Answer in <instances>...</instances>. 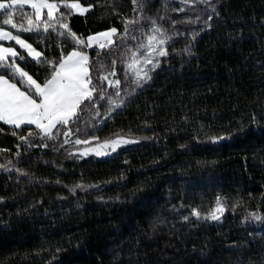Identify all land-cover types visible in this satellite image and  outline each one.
<instances>
[{
	"label": "trees",
	"instance_id": "16d2710c",
	"mask_svg": "<svg viewBox=\"0 0 264 264\" xmlns=\"http://www.w3.org/2000/svg\"><path fill=\"white\" fill-rule=\"evenodd\" d=\"M80 2L93 8L68 22L82 38L123 31L121 17L137 15L132 0ZM211 2L219 16L203 4L145 0L143 30L149 17L167 29L168 57L136 92L122 83L129 94L121 92L126 103L111 119L102 100L103 123L87 112L69 125V144L61 133L47 148L28 147L0 121V164L12 161L0 168V264H264V222L245 220L264 214V0ZM196 16L198 23L183 22ZM22 36L48 59L59 57L58 44L65 53L73 46L55 32ZM114 58L101 61L106 71ZM19 63L40 82L47 75L34 60ZM116 71L123 81L119 62ZM77 128L81 140L120 130L140 139L107 158H80L70 154ZM77 184L85 187L71 191ZM217 198L225 206L219 221L192 216L208 215Z\"/></svg>",
	"mask_w": 264,
	"mask_h": 264
},
{
	"label": "snow or ice",
	"instance_id": "6c2138e0",
	"mask_svg": "<svg viewBox=\"0 0 264 264\" xmlns=\"http://www.w3.org/2000/svg\"><path fill=\"white\" fill-rule=\"evenodd\" d=\"M181 3L192 6L206 5L207 9L219 16L216 5L211 0H181ZM132 4L135 6L133 11L137 15L131 18L121 17L123 31L112 26L82 38L72 30L68 17L73 14L88 13L93 8L91 4L85 6L80 0H0V15L4 17L0 21V41H14L25 53L22 54L16 47L5 46L0 42V121L12 126L13 136H18V139L28 147L47 148L49 146L47 141L56 142L62 133L63 143L69 144V137L73 135L69 125L79 122L82 114L91 112L92 118L98 123H103L99 110L100 101L107 100L108 107L103 117L108 119H111L115 111L126 103L121 92H124L125 96L129 92L121 88L122 83L128 84L130 92L134 93L153 79V74L162 64L161 58L169 55V42L172 41L173 36L169 35L167 29L152 17L148 18L150 27L145 33L142 23L145 19L143 16L145 0H132ZM24 6H30L31 12L20 11ZM61 7H64L66 12H61ZM177 10L183 11V9ZM17 15L20 17V23L14 20V16ZM212 19L213 16L210 14L203 21L206 28H211L209 21ZM199 21L200 16H196L194 19L188 17L183 22L198 23ZM170 22L173 25L177 24L175 20ZM137 31L141 34L139 38L134 35ZM50 32L68 38L73 45L71 50L65 53L63 44H58L59 57L48 59L22 36V33L40 36L41 33ZM196 36L197 33L193 32L192 39H196ZM141 39L146 42H140ZM129 40H136L137 44L129 46ZM89 49L96 52L95 61L90 57ZM184 51L190 50L186 47ZM26 56L37 64L45 65L44 70L47 75L42 82L25 71L21 63L17 62L19 60L27 63ZM105 57H115L110 61L111 71H106L105 64L101 62ZM118 62L124 69L123 81L117 78ZM94 71L98 75L94 76ZM105 81L109 88L113 89L111 95L103 87ZM33 125L34 130L31 127ZM23 127H28L29 130L26 134L20 135L19 131ZM80 131L81 129H76L74 144L82 147L70 153L77 156H109L122 150L125 145L137 143L140 139H130L120 130L103 140L95 135L81 140L78 135ZM33 137L40 138L39 145L33 144ZM225 138L227 137L213 136L210 139L219 141ZM20 146L18 144L17 148ZM0 151L6 150L0 149ZM19 155L18 152L17 156ZM9 164H12V161L0 164V168L7 170ZM15 171L27 174L20 168H15ZM81 187L85 186L77 184L71 188V191L74 192ZM224 211V204L221 203L220 198H217L216 207L210 214L201 216L197 209H192L191 214L197 220L219 221ZM183 220L189 221L190 218L184 216ZM245 220L264 222V214L253 211L245 217Z\"/></svg>",
	"mask_w": 264,
	"mask_h": 264
},
{
	"label": "rangeland",
	"instance_id": "374dc122",
	"mask_svg": "<svg viewBox=\"0 0 264 264\" xmlns=\"http://www.w3.org/2000/svg\"><path fill=\"white\" fill-rule=\"evenodd\" d=\"M20 11H23V12H26V13H30L31 12V9H30V6H24V8L23 9H21ZM45 12H46V10H45ZM4 19V17L2 16V15H0V21H2ZM14 20H15V22H17V23H20L21 22V20H20V17L17 15V16H14ZM10 30H12V29H10ZM24 38V37H23ZM25 39V38H24ZM0 42H3L4 44H5V46H12V47H16L17 48V50L18 51H21V53L22 54H25L21 49H19V46L18 45H16L15 44V42L14 41H0ZM146 42V41H145ZM26 59H31V58H28L27 56H26ZM32 60V59H31ZM17 62L19 63V60H17ZM131 139V138H130ZM91 143V142H90ZM133 144V143H132ZM132 144H129V145H125V146H123V148L124 147H127V146H130V145H132ZM79 147H82V145H75V147L73 148V150H72V153L74 152V149H76V148H79ZM116 153V152H115ZM115 153H112L111 155H109V156H105V157H97V156H95V155H89V156H78V157H80V158H83V157H95V158H107V157H110V156H112L113 154H115ZM74 155V154H73ZM77 156V155H76ZM215 209V208H214ZM213 209V210H214ZM212 210V211H213ZM211 213V212H210ZM209 213V214H210ZM221 217H222V214H221ZM209 221H213V220H211V219H208Z\"/></svg>",
	"mask_w": 264,
	"mask_h": 264
}]
</instances>
